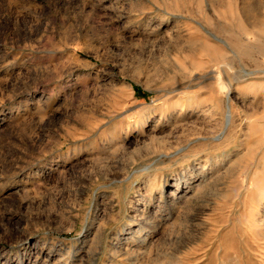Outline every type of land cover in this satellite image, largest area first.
<instances>
[{
    "label": "rangeland",
    "instance_id": "obj_1",
    "mask_svg": "<svg viewBox=\"0 0 264 264\" xmlns=\"http://www.w3.org/2000/svg\"><path fill=\"white\" fill-rule=\"evenodd\" d=\"M0 264H264V0H0Z\"/></svg>",
    "mask_w": 264,
    "mask_h": 264
}]
</instances>
